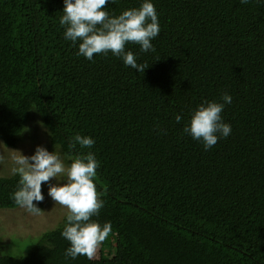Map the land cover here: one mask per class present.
I'll list each match as a JSON object with an SVG mask.
<instances>
[{
  "label": "trees",
  "instance_id": "16d2710c",
  "mask_svg": "<svg viewBox=\"0 0 264 264\" xmlns=\"http://www.w3.org/2000/svg\"><path fill=\"white\" fill-rule=\"evenodd\" d=\"M152 2L153 50L125 46L148 65L141 73L110 52L78 56L59 23L63 0H0V143L23 145L25 156L34 143L66 165L93 152L104 206L92 219L111 223L98 259L65 258V213L31 247L12 252L1 240L0 264H264V2ZM140 3L115 0L105 10ZM224 92L232 133L205 150L183 127L192 109ZM29 119L44 144L25 135ZM77 133L93 147H70ZM19 183V174H0V209L19 207ZM46 190L42 183V211Z\"/></svg>",
  "mask_w": 264,
  "mask_h": 264
},
{
  "label": "clouds",
  "instance_id": "9594fccd",
  "mask_svg": "<svg viewBox=\"0 0 264 264\" xmlns=\"http://www.w3.org/2000/svg\"><path fill=\"white\" fill-rule=\"evenodd\" d=\"M115 0H63V15L59 23L64 29V39L78 45V56L89 61L96 54L109 52L122 59L124 65L143 73L148 65L137 63V57L126 50L128 43L138 44L142 52L153 50L152 41L159 35L158 14L152 0H141L138 7L126 8L118 15H110L105 5ZM264 2V0H260ZM241 4L249 0H240ZM232 96L224 92L221 102L203 101L191 110L183 132L193 140L202 143L205 150L212 148L219 139L227 138L232 127L226 123L221 113L226 104L232 103ZM183 117L175 116L177 123ZM78 144L90 149L95 140L77 133L70 147ZM15 163L14 174H19L18 189L12 194L15 203L31 214L42 211L37 204L44 200L42 183L48 184V196L67 209L62 237L69 242L65 258L75 259L86 256L92 260L98 246L108 238L111 223L103 224L92 219L104 206L97 192L94 178L99 161L93 152L76 154L69 164L57 151L49 152L37 145L32 155L20 153ZM55 183H48L51 179ZM36 202V203H34Z\"/></svg>",
  "mask_w": 264,
  "mask_h": 264
},
{
  "label": "rangeland",
  "instance_id": "374dc122",
  "mask_svg": "<svg viewBox=\"0 0 264 264\" xmlns=\"http://www.w3.org/2000/svg\"><path fill=\"white\" fill-rule=\"evenodd\" d=\"M24 85V82H18L15 86L18 89H22L24 88ZM26 126L27 128L25 135L29 137H37L42 144L45 143V138L43 135L38 133L39 126L34 119H29ZM29 146L34 149L36 147L34 143L29 144ZM21 148L23 151H16L14 147H5L0 143L1 175L14 173V169L18 167V165L15 163L16 158L19 157L20 153L23 155L26 154V152H24L26 147L22 145ZM48 183H55V181L50 180ZM45 185L48 190V184ZM48 200L51 203L47 205L46 209H44L38 215L31 214L24 208L20 207L0 209V241L4 240L7 242L8 239L10 242L12 241L14 244L10 247L12 252L21 250L23 247H31L38 239L41 232L55 227L56 224L60 222L64 214L67 213V209L64 206L59 205L49 196ZM100 245L98 246L93 259H98L100 257Z\"/></svg>",
  "mask_w": 264,
  "mask_h": 264
}]
</instances>
